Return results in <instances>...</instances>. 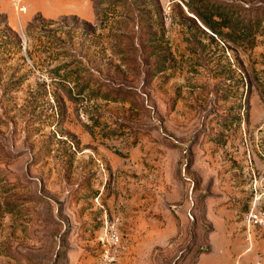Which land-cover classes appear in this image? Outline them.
Listing matches in <instances>:
<instances>
[{
	"label": "rangeland",
	"instance_id": "374dc122",
	"mask_svg": "<svg viewBox=\"0 0 264 264\" xmlns=\"http://www.w3.org/2000/svg\"><path fill=\"white\" fill-rule=\"evenodd\" d=\"M158 1L0 0V264H264V0Z\"/></svg>",
	"mask_w": 264,
	"mask_h": 264
},
{
	"label": "built area",
	"instance_id": "2783aa9c",
	"mask_svg": "<svg viewBox=\"0 0 264 264\" xmlns=\"http://www.w3.org/2000/svg\"><path fill=\"white\" fill-rule=\"evenodd\" d=\"M19 9H24L22 6H18ZM251 218L255 222L262 221L261 215L257 213H251ZM101 250L102 264H113L116 260L115 251L121 244L120 234L115 227V223L107 224L104 228L103 233L98 237ZM256 264H259L257 261Z\"/></svg>",
	"mask_w": 264,
	"mask_h": 264
},
{
	"label": "crops",
	"instance_id": "0c3cea01",
	"mask_svg": "<svg viewBox=\"0 0 264 264\" xmlns=\"http://www.w3.org/2000/svg\"><path fill=\"white\" fill-rule=\"evenodd\" d=\"M161 1V0H160ZM247 246V245H246ZM264 239H260L257 240L254 244H253V250H259V251H264ZM258 255V254H257ZM256 255V256H257ZM260 258V257H259ZM264 259V257H263ZM261 258V261L264 263V260Z\"/></svg>",
	"mask_w": 264,
	"mask_h": 264
},
{
	"label": "trees",
	"instance_id": "16d2710c",
	"mask_svg": "<svg viewBox=\"0 0 264 264\" xmlns=\"http://www.w3.org/2000/svg\"><path fill=\"white\" fill-rule=\"evenodd\" d=\"M154 2H155V5H156V7H160V5H159V1L158 0H154ZM148 41V40H147ZM141 42V41H140ZM143 42H145V40L143 41Z\"/></svg>",
	"mask_w": 264,
	"mask_h": 264
}]
</instances>
